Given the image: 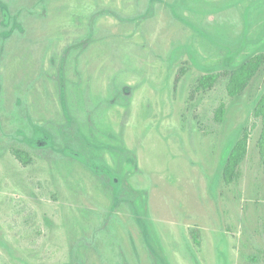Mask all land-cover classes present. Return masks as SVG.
I'll use <instances>...</instances> for the list:
<instances>
[{"label":"rangeland","instance_id":"1","mask_svg":"<svg viewBox=\"0 0 264 264\" xmlns=\"http://www.w3.org/2000/svg\"><path fill=\"white\" fill-rule=\"evenodd\" d=\"M261 52L264 0H0V264H264Z\"/></svg>","mask_w":264,"mask_h":264},{"label":"trees","instance_id":"2","mask_svg":"<svg viewBox=\"0 0 264 264\" xmlns=\"http://www.w3.org/2000/svg\"><path fill=\"white\" fill-rule=\"evenodd\" d=\"M264 68V52L255 54L244 61L241 65L227 73L228 82L226 89L228 95L234 97L242 94L250 85L252 80L257 74ZM221 74L209 73L203 75L199 79L197 88L209 89L216 84ZM226 113V104L223 102L217 109L216 119L222 121ZM254 115L256 119H259L262 124L261 134L258 140V147L260 151L261 161L264 169V93L259 99ZM252 139V129L246 128L243 136L235 143L231 149L226 163L223 167V179L226 183L231 184L235 182L240 176V167L243 164L250 147ZM14 155L25 165H29L33 162L31 154L21 148H12ZM192 237L197 246L201 244V238L198 231H192Z\"/></svg>","mask_w":264,"mask_h":264}]
</instances>
